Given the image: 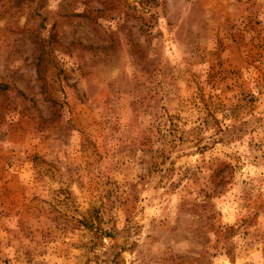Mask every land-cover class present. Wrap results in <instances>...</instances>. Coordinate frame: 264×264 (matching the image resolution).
I'll return each mask as SVG.
<instances>
[{
    "label": "rangeland",
    "instance_id": "rangeland-1",
    "mask_svg": "<svg viewBox=\"0 0 264 264\" xmlns=\"http://www.w3.org/2000/svg\"><path fill=\"white\" fill-rule=\"evenodd\" d=\"M0 264H264V0H0Z\"/></svg>",
    "mask_w": 264,
    "mask_h": 264
}]
</instances>
